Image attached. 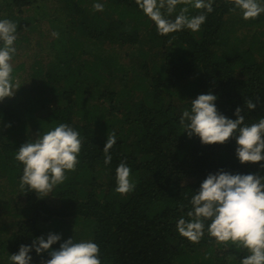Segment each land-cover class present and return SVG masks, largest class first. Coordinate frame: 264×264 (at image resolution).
Returning <instances> with one entry per match:
<instances>
[{"label": "trees", "instance_id": "trees-1", "mask_svg": "<svg viewBox=\"0 0 264 264\" xmlns=\"http://www.w3.org/2000/svg\"><path fill=\"white\" fill-rule=\"evenodd\" d=\"M95 2L0 5V18L17 23L11 63L13 82L20 85L0 101V198L18 193L7 212L0 208V254L17 253L20 245L44 236L45 225L70 217L84 220L101 264H241L247 249L210 236L207 222L204 235L192 241L178 232L177 220L187 218L190 198L209 173L264 175V161L241 164L235 137L223 144L189 137L181 115L191 99L211 91L218 110L230 118L237 107L246 124L264 117V13L245 20L232 0H203L200 8L195 0H177L173 12L162 9L166 18L203 14L206 20L195 31L181 26L161 34L137 0H98L102 11L94 10ZM208 3L211 12L203 6ZM249 100L255 109L247 108ZM59 123L83 138L78 164L40 197L20 187L23 165L15 152ZM108 135L116 143L105 164ZM121 162L130 167L134 184L126 193L116 191ZM25 210L28 217H17ZM30 254L34 264L51 258L47 251Z\"/></svg>", "mask_w": 264, "mask_h": 264}, {"label": "clouds", "instance_id": "clouds-1", "mask_svg": "<svg viewBox=\"0 0 264 264\" xmlns=\"http://www.w3.org/2000/svg\"><path fill=\"white\" fill-rule=\"evenodd\" d=\"M243 19H253L264 13V0H232ZM177 0H137L143 13L155 21L161 34L186 26L198 30L206 16L191 18L177 15L175 20L166 18L174 11ZM203 0H195L196 8L202 7ZM213 10L212 4L206 5ZM93 8L102 11L104 5L95 2ZM59 36L58 32L53 33ZM17 23L8 18H0V101L11 97L20 87L13 82L11 63L17 49ZM218 97L209 91L191 99L190 108L181 115V124L189 137L198 136L203 144L225 143L231 137L236 140V156L241 164L264 161V117L257 122L246 124L242 108L237 107L235 119L221 113L216 105ZM247 108L255 109L256 103L247 101ZM183 132V133H184ZM82 137L68 123H59L43 130L36 138L21 144L15 152V159L23 165L20 187L27 186L40 197L66 179V172L74 170L78 164ZM116 143L114 135H108L103 148L104 163L112 161L110 149ZM264 169V163L260 164ZM130 167L121 162L116 168V191L126 193L134 187L130 179ZM191 207L187 218L177 220L178 232L192 241L204 235L205 222L210 236L220 242L231 241L248 250L241 264H264V175L258 172L232 173L223 169L209 173L200 187L191 196ZM62 240L61 234L49 232L47 237L37 236L31 244H22L17 253L9 255L10 264H34L30 254L48 252L50 259L42 264H101L99 245L93 240L75 241L73 236L63 240L58 248L53 245Z\"/></svg>", "mask_w": 264, "mask_h": 264}, {"label": "rangeland", "instance_id": "rangeland-1", "mask_svg": "<svg viewBox=\"0 0 264 264\" xmlns=\"http://www.w3.org/2000/svg\"><path fill=\"white\" fill-rule=\"evenodd\" d=\"M3 2V0H0V5H1V3ZM42 3H44L43 1H42ZM44 5V4H43ZM47 6V5H46ZM45 5H44V7H46ZM43 6H42V8L45 10V8H44ZM41 11H43V10H41ZM30 12H31V10H30ZM249 29H247V31H248ZM35 37H37V36H35ZM32 40H33V43H35V42H37L33 37H32ZM43 46H45V42L43 41L42 42V46L40 45V47H43ZM149 48H151V47H149ZM30 49V48H29ZM45 49H47V48H45ZM36 50V49H35ZM43 52V51H42ZM42 52L41 51H39L38 53H37V55H41L42 54ZM19 57V59L20 60H23V58H24V56H18ZM19 59H18V61H19ZM15 64V63H14ZM131 65H132V63H131ZM23 80V78H21V79H19L18 81H22ZM17 81V82H18ZM138 82V81H137ZM20 85H18L17 86V88L19 87ZM39 118V116H37V119ZM18 193L17 192H8V197L7 198H3V197H1L0 198V208L2 209V211H4V212H7L6 210H5V207H7V206H9L10 205V203L12 202V200H13V198H14V196L15 195H17ZM49 201L51 202V203H54L55 201H52V199L51 198H49ZM9 202V203H8ZM22 202H23V198H22V200H21V204H22ZM23 207V206H22ZM22 210H23V208H22ZM14 212L16 213V211H15V209H14ZM18 215V214H17ZM30 215V213L27 211V210H25V212L24 213H22L21 212V216H17V217H20V218H22V217H28ZM15 217H16V215H15ZM84 220H82V219H73V218H70V217H66V218H64V219H61V218H59L58 219V222H54V221H52V222H50L49 224H47V225H45V229H44V236L45 237H47V234L49 233V232H55V233H59V234H61V237H62V240L60 241V243L63 241V240H66V239H68V238H70V237H72L73 236V238H74V240L75 241H80V240H89V235L87 234V233H84V232H86L87 231V229L86 228H84V229H82V225L83 224H85L84 222H83ZM2 231V227H0V232ZM75 233V234H74ZM78 235H77V234ZM9 255H10V253H8V252H2L1 254H0V259L5 263V264H8V263H10L9 262V260H8V257H9Z\"/></svg>", "mask_w": 264, "mask_h": 264}]
</instances>
